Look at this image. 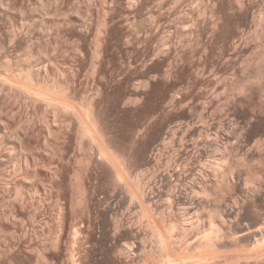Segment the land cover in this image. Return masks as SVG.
Segmentation results:
<instances>
[{
  "label": "rangeland",
  "instance_id": "374dc122",
  "mask_svg": "<svg viewBox=\"0 0 264 264\" xmlns=\"http://www.w3.org/2000/svg\"><path fill=\"white\" fill-rule=\"evenodd\" d=\"M216 144L232 178L161 250L149 188ZM70 256L264 264V0H0V264Z\"/></svg>",
  "mask_w": 264,
  "mask_h": 264
},
{
  "label": "bare ground",
  "instance_id": "6f19581e",
  "mask_svg": "<svg viewBox=\"0 0 264 264\" xmlns=\"http://www.w3.org/2000/svg\"><path fill=\"white\" fill-rule=\"evenodd\" d=\"M90 125H91V121L89 118V114L87 112H85V117L83 120V133L86 134V133L91 132L90 131L91 130ZM209 138L210 137L208 135H206L205 139L208 140ZM216 145H214V146H216ZM212 146L211 145H209V147L205 146V148H208V149L204 148L206 151L205 150H204V152L201 151L203 153L198 152V148L197 149L193 148V149H196L197 151L194 153V151L192 150V152L194 154L193 153H191L192 155L189 154V156H187L185 161H183L181 164H177L176 168L174 169V171H172V173L166 171L168 173L167 174L164 171V173L168 176L167 177L166 175H164L165 177H167L166 179L168 181L167 187L165 186L166 189H164V187H163V189H160L161 187L160 188L158 187L160 184L157 186V183L156 184L154 183L157 186V187H155L156 189L152 188V187H154V185L149 188V191H148L149 194L148 195H150V202L144 208H142V209H144L142 211L143 212L142 217L147 219V224H145V225L148 227L149 230L151 229L150 231L153 234L157 233V232H155L154 222L152 221L151 216H150L151 213H154L156 215V217L159 219V221H160L159 227L161 228V230H163V233L157 234L156 240H157V244L159 245L161 250L164 249L165 240L167 238H169V236H173L172 235L173 232L178 230L181 233L180 240H183L186 237L188 229L191 228V227L188 228L190 221H193V219H190V218H189L190 221H188L187 218H185V217L182 218L183 217L182 216L175 222H172L171 219H170V221H168L170 218L169 216H171V218H172L173 215H175V214L179 215L180 213L184 212L187 209L185 206H181L178 203L183 202L184 204L188 205V200H189V198H192V196L193 197H198V196H204V197L212 196L213 197L216 195V191L218 190L219 185L221 186L220 183L225 181L226 177H228L227 179L232 178V177H230V174H227L226 170L224 169V166H226V165H225V159L222 156L223 153H222L221 147L220 146L218 147V145L216 147H214V146L212 147ZM202 150H203V148H202ZM157 152H160V150L156 151V153ZM160 154H159V156H160ZM154 156H156V155H154ZM230 173H231V170H230ZM188 174H190V177H188ZM162 177H163V175H162ZM208 177H210V179H212L211 181L209 180V182L214 181L211 183V184L214 183L213 184L214 187L211 188L212 191H210L208 189V187H210L209 182H207ZM167 181L164 180L163 182L166 183ZM247 181H248V179H247ZM158 183H160V182H158ZM251 184H252V182H251ZM163 185H161V186H163ZM146 190H148V188ZM188 190H189V193H188ZM139 191H140L139 186H136L135 190H133V191L128 188V192L131 195V198H130L131 201L138 198V194L136 192H139ZM140 196H141V198L144 197V192L142 190L140 191ZM189 202H190V200H189ZM151 204H153V205H151ZM174 204L177 205L176 208L174 207ZM184 213H186V212H184ZM187 217H188V215H187ZM167 218H168V220H167ZM210 219H212V218H209L208 220H210ZM195 220H197V219H195ZM212 220H210L208 222L209 223L208 226L211 229H213V231L215 229L216 230L219 229L217 227V225L214 224V219H212ZM192 223H194V222H192ZM198 223H199V221L196 224H191L190 226L193 225V227H194V225H197ZM197 227H198V225L195 226L194 228H197ZM213 231H211V232H213ZM209 233H210V231H209ZM206 234H208V232ZM128 251H129V248H128ZM194 251H196V250H194ZM201 251L197 250V252L195 253L196 256ZM68 252H71V250H69ZM71 254H72V252H71ZM73 255H74V253H73ZM196 256L194 257V259L188 260V262H186L184 264H211V262L209 261L211 258H209L207 260L206 259L202 260V259H200V257H196ZM73 258L70 260L71 261L70 264H79L78 263L79 260L77 261V260H75V258L74 259ZM81 264H82V262H81Z\"/></svg>",
  "mask_w": 264,
  "mask_h": 264
}]
</instances>
